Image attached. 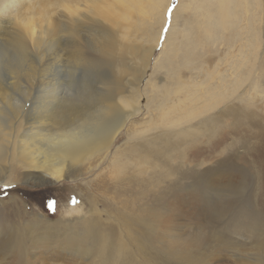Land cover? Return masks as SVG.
<instances>
[{"label": "bare ground", "instance_id": "bare-ground-1", "mask_svg": "<svg viewBox=\"0 0 264 264\" xmlns=\"http://www.w3.org/2000/svg\"><path fill=\"white\" fill-rule=\"evenodd\" d=\"M170 2L38 0L32 3L31 0H0V185L18 183L20 172L24 169H27L23 171L24 175L21 173L24 178L31 176L36 184L60 182L73 177L75 168L81 164L90 162L99 166L112 148L115 151L112 152L113 160L109 162L110 174L115 172L121 176L127 167L123 160L125 158L131 160L133 166L139 167L138 173L145 171L141 166L147 164L151 157H156L163 171L170 173L173 168L169 166L167 157L172 156L171 152L184 141L173 138L184 139L191 134L197 137L202 127L205 130L214 129L221 116L232 115L236 111L246 112L247 107L243 109L232 103L226 104L229 100L225 99L238 92L253 70L257 71L259 67V79L261 83L264 82V36L261 37L257 27L258 20L264 19V0H189L187 4L182 1L174 8L173 17L177 21L178 17L184 15L182 12L188 10V15H184L185 22L186 19L189 21L187 16L190 11L195 16L204 15L203 21L197 20L201 38L204 35L201 43L223 41L224 38L216 32L219 28L223 29L219 32L227 30L230 34L231 30L237 29L239 34L240 30L246 29V41L255 35L257 42L247 44L252 48L246 54L238 49L242 60L232 56V59H225V64L233 69L230 72L232 79L216 74L221 69L219 65L207 69L205 88L193 89L189 83L182 82L180 76L176 77L177 87L173 92L167 90L165 98L171 100L172 93L184 89L188 91L190 87L191 92L171 105V112L175 115L163 112L161 121L172 127L186 123L184 127L145 137L126 147L123 145L127 142L113 147L127 121L141 111L139 85L150 67L161 33L159 30L155 37L149 36V44L135 45L129 40L127 27L133 21L141 20L145 24L154 20L162 28ZM130 20L133 21L128 23ZM260 28L264 32L262 25ZM186 30L185 27L181 30L184 37L188 34ZM178 31L181 32L175 28L168 34L172 36ZM187 36L184 38L187 43L169 51V59L183 49L187 52L185 58L190 60L191 52L198 45V38L191 34ZM225 36V44L232 42L233 36ZM246 41L241 46L246 47ZM229 46L231 48V44ZM191 47L193 50L189 49ZM230 52L232 50L229 55ZM255 60L259 64L257 67ZM165 68L171 71L167 64ZM160 89L156 88L153 100L159 97L157 92ZM126 92L130 94L126 96ZM250 100L249 97L247 105L251 103ZM28 101H31L29 107L25 106ZM160 105L164 110L165 104ZM194 120L196 122L192 123ZM117 176L113 174L114 181L119 180ZM134 176L129 174V177H133L132 182ZM188 191L185 188L177 195ZM20 203L22 201L15 197L14 202L8 205L10 216L19 214ZM72 204H66L68 217L77 216L80 211L76 204ZM162 213L150 211L154 226L156 216ZM36 218L40 220H32L34 224L29 222L25 232L29 235L37 228L49 231H42V236L33 239V244H26L24 236L18 233L17 251L21 263L25 260L26 264H30L32 259L31 264H42L39 259L46 257L47 253L53 256L64 253L80 261L86 250H94L86 244L99 239L102 257H109L110 260L103 259V262L121 264V255L126 249L122 239L115 243L102 233L96 235V230L89 225L80 227L77 232L73 226L72 231L68 228L67 220L60 221L63 229H59L60 225L47 228L42 223L43 216L39 214ZM76 218L81 220V217ZM6 227L8 225L3 228L0 220V236ZM257 256L264 259V255Z\"/></svg>", "mask_w": 264, "mask_h": 264}, {"label": "rangeland", "instance_id": "rangeland-1", "mask_svg": "<svg viewBox=\"0 0 264 264\" xmlns=\"http://www.w3.org/2000/svg\"><path fill=\"white\" fill-rule=\"evenodd\" d=\"M182 1L186 4L189 2L171 0L162 28L154 20L145 24L141 20L128 21H133L127 31L130 33V42L135 45L149 44V36L155 37L159 30L161 33L150 60V67L139 85L142 93L141 111L138 116L135 115L127 121L113 147L127 142L123 145L126 147L144 140L145 137L150 138L184 127L186 123L173 127L162 124V113L170 112L175 115L171 112V105L177 100L181 101L178 98L189 94L191 87L205 88L207 71L217 65L221 69L216 68V74L232 79L230 72L233 69L225 64V59L232 56L242 60L240 53L246 54L252 48L247 44L257 42L255 35L248 37L246 41V29L240 30L239 34L237 29L231 30L230 34L227 30L219 32L223 30L219 28L216 32L224 38L223 41L214 43L210 40L209 43H201L204 35L201 38L197 20L203 21L204 15L195 16L190 11L187 16L189 21L186 19L185 22L184 15H188V10L186 13L182 12L184 15L178 17L177 21L173 17L174 8ZM261 25L264 28V19L257 23L262 37L264 32ZM171 26L180 31L185 27L187 35L198 38L197 47L194 50L189 48L193 50L190 60L185 58L187 52L183 49L178 50L173 58L167 57L172 48H179L180 44L187 43L185 39L188 38L187 35L186 38L183 36V31L172 36L168 34L173 30ZM249 32L253 33V30L249 29ZM224 34L228 38L235 34L232 42L225 44L227 38ZM245 41L246 47L241 46ZM254 63L256 67L259 65L257 60ZM165 64L170 67V72ZM260 70V67L257 71L253 70L238 92L225 99L229 100L226 104L232 103L243 109L247 107L246 112L236 111L232 115L221 116L214 129L205 130L202 127L197 137L191 134L184 139L173 138L184 141L171 152L172 156L167 157L169 166L173 168L170 173L163 171V166L156 157H151L147 164L141 166L145 171L138 173L139 167L133 166L130 164L131 160L125 158L123 160L127 167L121 176H117L115 172L110 174L109 162L113 160L111 157H114L115 151L112 148L99 166L90 162L81 164L75 168L73 177L60 182L36 184L31 176L24 178V172L27 171L24 169L20 172L18 183L0 185V220L3 228L8 225L0 236V264H26L25 260L20 262L17 235L19 233L24 236L26 244H33L44 232L48 233V229L44 231L38 228L29 235L25 232L27 224L40 220L36 218L39 214L44 217L42 223L47 228L50 225H60L59 229H63L64 225L60 221L67 220L68 228L72 231L74 229L77 232L80 227L89 225L96 230V235L102 233L115 243L119 238L122 239L126 249L121 255V264H264V259L257 256L264 255V82H260ZM177 76L191 87L188 91L184 89L176 94L172 93L171 100H167L164 94L167 90L173 92L177 87ZM196 83L198 85H194ZM157 87L161 88L157 92L159 97L153 100ZM129 94L126 92L125 95ZM249 97L251 103L247 105ZM30 104L31 101H28L25 106L29 107ZM160 104H165L164 110H161ZM195 122L196 120L192 123ZM32 172L34 173L33 170ZM113 174L119 178L118 181L113 180ZM129 174H135L133 182V177H129ZM185 188L189 191L181 196L177 195ZM15 197L22 201L19 205L21 211L17 216H10L9 206ZM72 203L80 211L77 216L68 217L66 204ZM151 210L163 212L159 217L156 216L155 226L150 215ZM76 217H81L86 224ZM73 226L75 227L72 229ZM91 241L86 246L90 245L94 250H86L80 261L56 252L62 254L53 256L47 253L39 262L109 264L103 262V259L110 260L109 257H102L99 250L101 241Z\"/></svg>", "mask_w": 264, "mask_h": 264}]
</instances>
